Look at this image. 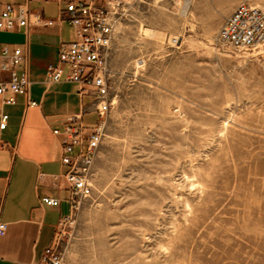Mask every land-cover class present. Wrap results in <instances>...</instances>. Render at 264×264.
<instances>
[{
    "label": "rangeland",
    "instance_id": "obj_1",
    "mask_svg": "<svg viewBox=\"0 0 264 264\" xmlns=\"http://www.w3.org/2000/svg\"><path fill=\"white\" fill-rule=\"evenodd\" d=\"M242 3L264 11L127 0L93 193L59 228L62 264H264V46L217 39Z\"/></svg>",
    "mask_w": 264,
    "mask_h": 264
},
{
    "label": "crops",
    "instance_id": "obj_2",
    "mask_svg": "<svg viewBox=\"0 0 264 264\" xmlns=\"http://www.w3.org/2000/svg\"><path fill=\"white\" fill-rule=\"evenodd\" d=\"M69 0H0L5 5L28 3L29 35L25 31H0V53L5 47L30 51V99L39 106L27 108V98L17 97L15 105H4L0 114L9 115L7 128L0 130V222L7 233L0 238V264H43L45 250L59 243V228L72 214L70 186L65 178L68 168L62 163V142L54 130L65 127L70 116L81 114L87 128L98 122L91 92L82 94L72 82L49 83L47 70L59 60L61 44L75 39L66 23ZM44 23L38 25L37 18ZM44 198L57 199V207L47 206Z\"/></svg>",
    "mask_w": 264,
    "mask_h": 264
},
{
    "label": "built area",
    "instance_id": "obj_3",
    "mask_svg": "<svg viewBox=\"0 0 264 264\" xmlns=\"http://www.w3.org/2000/svg\"><path fill=\"white\" fill-rule=\"evenodd\" d=\"M170 1L190 6L195 0ZM28 3L5 5L0 13V31H25L29 35L31 14ZM126 11L127 0H69L65 21L74 30L75 39L61 44L58 63L50 65L47 70L49 83L72 82L80 86L82 94L91 92L99 118L93 128H87L81 114L73 115L67 119L63 129L54 130L62 142V163L68 168L65 178L70 186L72 213L93 193L95 161L104 138L105 116L111 107L108 52ZM37 24L52 26L54 22L44 23L38 17ZM217 39L221 44L238 50L263 47L264 11L246 3L240 4L221 26ZM178 42V38L169 39L172 45ZM31 86L29 47H17L13 51L5 47L0 53V97L3 104L15 105L17 97L24 96L27 108L38 107L39 104L30 99ZM8 121L9 115L0 114V130L7 128ZM8 147L0 141V149ZM43 203L57 207L60 201L44 198ZM6 233L7 224L0 222V238ZM42 263L62 264L59 243L45 250Z\"/></svg>",
    "mask_w": 264,
    "mask_h": 264
}]
</instances>
